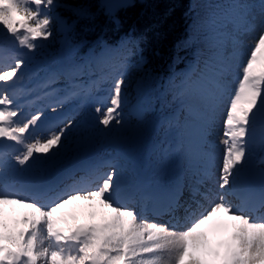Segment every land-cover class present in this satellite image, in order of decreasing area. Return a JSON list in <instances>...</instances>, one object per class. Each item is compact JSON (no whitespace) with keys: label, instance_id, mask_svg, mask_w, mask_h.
<instances>
[{"label":"snow or ice","instance_id":"1","mask_svg":"<svg viewBox=\"0 0 264 264\" xmlns=\"http://www.w3.org/2000/svg\"><path fill=\"white\" fill-rule=\"evenodd\" d=\"M55 6L56 0H0V35L26 50L9 63L0 58V141L20 146L9 152L4 149L11 146L0 142V264H264V184L256 188L242 178L258 129L264 145V16L257 25L247 0H220L202 21L206 54L198 56L193 71L170 81L190 130L183 155L202 163L190 183L168 190L161 210L170 219L158 223L131 206L158 197L143 185H122L114 165L103 172L92 167L70 183L42 181L75 118L46 122L41 110L25 114L15 89L42 41L53 35ZM74 11L88 18L85 10ZM250 33L255 34L245 45L242 38ZM229 77L235 88L224 114V150L214 178L208 136ZM124 87L122 73L112 78L95 107L99 124L122 123ZM76 200L96 201L106 211L99 219L92 212L84 222L70 221L59 210ZM9 209L20 210L19 215L10 216Z\"/></svg>","mask_w":264,"mask_h":264},{"label":"trees","instance_id":"2","mask_svg":"<svg viewBox=\"0 0 264 264\" xmlns=\"http://www.w3.org/2000/svg\"><path fill=\"white\" fill-rule=\"evenodd\" d=\"M218 2L220 0H134L115 15H110L99 0H56L53 12L65 19L68 25L63 34L58 23L54 24L57 36L66 47L62 60L70 77L80 79L86 71L98 77L91 87H84L78 79L79 84L72 87V92H75L72 95L61 72L53 65H45L48 79L56 81L54 94L49 98L64 102L57 106L56 111L62 112L65 105L80 100L94 107L98 103L96 93L105 88L107 81L122 73L125 93L137 99H148L154 115L143 133L127 140L131 152L149 156V163L156 171L155 183L159 187L171 188L177 183H190L193 172L202 162L185 159L183 155L190 135L187 114L174 98L169 83L193 71L198 56L206 54L201 51L204 47L201 43L202 21ZM76 9L85 10L88 18H79L75 14ZM54 45L58 47V42ZM92 59L94 65L88 62ZM215 117L208 136L212 164H215V155L210 146L213 144L211 134ZM260 139L254 138L251 148H264ZM252 160L251 154L248 162ZM128 163V159L123 157L120 166H114L118 173L135 179ZM147 203L152 205L154 202ZM87 216L84 210H79L71 219L81 222Z\"/></svg>","mask_w":264,"mask_h":264},{"label":"rangeland","instance_id":"3","mask_svg":"<svg viewBox=\"0 0 264 264\" xmlns=\"http://www.w3.org/2000/svg\"><path fill=\"white\" fill-rule=\"evenodd\" d=\"M247 2L253 6V13L256 16L257 25H259L260 19L262 18V16H264V13H262L261 11V0H247ZM53 10L51 13L54 17L53 35L48 40L42 41L43 47L37 50V53L30 60L28 65L23 69L24 79L20 83L18 92L24 94V96H26L27 93H33L37 90H45V88L42 87L43 85H39L36 82L37 79L35 77H40L43 74V77L47 78L45 75V71H47L45 65L47 64L53 65L57 70L65 73V75L67 76L69 75V72L62 60V55L65 52L66 47L64 45V41L57 36L56 27L54 25L55 22H57L58 28L63 34H65L67 28H65L64 22L66 21L65 19H62L55 11L53 12ZM2 27L3 26H0V28ZM3 31L6 33V29H4ZM254 34L255 33H250L242 38L245 42V45L247 41L251 39V36ZM54 42H58V47L54 45ZM9 48H12L10 50H14L16 55L19 54L21 51H26L19 49L16 46L15 42L10 38V36L8 39H5L3 35H0V58H2L6 63L11 62V56L3 58L1 54L5 52L7 53ZM241 55H243V47L241 48ZM88 62H90V65H94L93 59L89 60ZM81 79H83L84 82H86L85 84L88 85L91 83V81L93 83L95 80H97L98 77L97 75L93 77V74L86 71L85 75H83ZM111 80L112 78L107 81L106 88L109 87ZM234 88L235 80L233 77H229L228 92L226 93L223 101L221 102L219 108L216 111L217 113L215 117L214 129L212 130L211 134V140L213 141V144L210 146L212 152L215 155V164H213L214 178L215 175H218L220 158L222 157L224 150V145L222 143V140L224 139V114L226 111L228 98L232 89ZM105 95H107L106 91L102 92L99 95L100 101L94 107L91 105H87L84 101H80L79 103H76L73 106L68 105L66 107L67 111L63 112L62 116L58 117V119L56 120L57 122L59 120H66L74 117L75 123L73 127L66 133V137L64 140L65 147L62 148L57 154L54 159V162L47 166V170L45 171L42 177V181H48L50 177H59V180H63L70 183L73 178H77V173H79V170L82 168V166L86 164L93 163L96 161V163H101L104 167L108 168L109 165L118 164L121 161L120 158L124 157L128 159V166L130 167L132 172L137 175L138 178L137 180L127 181L125 175L120 173L121 184L143 185L148 192L153 193L156 197H158L159 200L157 189L153 186L150 181L152 173L147 168L146 158L140 156L139 154H131L130 147L126 143L129 139L137 138L151 123L154 115L150 111L149 100L146 98L137 99L135 96L132 97V95H128L125 93V100L122 103L121 107L122 123L116 124L115 122H113L109 127H105L98 123V114L95 112V107L98 106V104L102 101ZM35 98L36 96L24 97L21 100H17L16 98V101L22 103L20 107L26 114V112H31V110L35 108ZM36 106L37 108L40 107L38 105ZM49 106H51L52 108V106L54 105L50 104ZM55 106H58V104ZM129 108H131V110H129ZM49 112L52 111L50 110ZM90 118L92 119V122L91 124H88V120ZM42 128L37 130V133L41 131ZM3 141L7 142L8 145L11 146V149L20 147L19 145H15L14 142L7 140ZM90 150L96 152L92 156L93 158H87ZM253 153L255 156V162L252 165H245V168L248 172L253 167L264 168V164H261L259 160L260 157H263L262 160H264V150L254 151ZM242 178L245 182L249 183L247 181V174L244 175ZM209 186H213L211 181L209 182ZM164 193L167 196L168 190H164ZM183 199H188L187 190L184 191ZM161 200H163V194H161ZM79 210H84L88 215L87 217H83L81 219V222L87 220L89 218V214L92 212L101 213L106 211L100 207L98 202L87 200L73 201L70 204L63 206L59 211L64 213L68 218H70L71 216L77 214ZM19 212L20 210L12 212L11 209H9L10 216H18ZM178 214L181 216L183 215L182 212ZM165 216L169 217L167 214H165ZM165 216H158V220L152 218H149V220L158 223H167L168 220H163L167 219Z\"/></svg>","mask_w":264,"mask_h":264},{"label":"water","instance_id":"4","mask_svg":"<svg viewBox=\"0 0 264 264\" xmlns=\"http://www.w3.org/2000/svg\"><path fill=\"white\" fill-rule=\"evenodd\" d=\"M138 1L144 2L145 0H138ZM99 2L104 7L105 12L109 13L110 15H115L120 9L125 8L129 6L130 4H132L134 0H99ZM256 175H262L264 178V171L253 170L250 176L252 182H255ZM263 184H264V181H263ZM260 186L258 185V187Z\"/></svg>","mask_w":264,"mask_h":264},{"label":"bare ground","instance_id":"5","mask_svg":"<svg viewBox=\"0 0 264 264\" xmlns=\"http://www.w3.org/2000/svg\"><path fill=\"white\" fill-rule=\"evenodd\" d=\"M10 49H12V48H9V50H10ZM7 50H8V49H7ZM9 50L7 51V53L5 52L3 55H5L6 57H10V56L12 57L13 55H16V53L14 52V50H10V51H9ZM1 55H2V54H1ZM17 55H18V54H17ZM8 59H9V58H8ZM2 143H4V142H2ZM5 149H7V148H5ZM5 149H4V150H5Z\"/></svg>","mask_w":264,"mask_h":264}]
</instances>
